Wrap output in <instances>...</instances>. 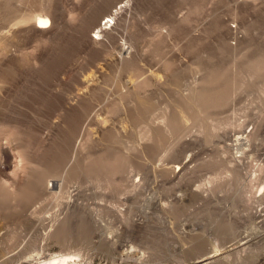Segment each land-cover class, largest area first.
<instances>
[{
  "label": "rangeland",
  "instance_id": "obj_1",
  "mask_svg": "<svg viewBox=\"0 0 264 264\" xmlns=\"http://www.w3.org/2000/svg\"><path fill=\"white\" fill-rule=\"evenodd\" d=\"M60 254L263 264L264 0H0V264Z\"/></svg>",
  "mask_w": 264,
  "mask_h": 264
},
{
  "label": "bare ground",
  "instance_id": "obj_2",
  "mask_svg": "<svg viewBox=\"0 0 264 264\" xmlns=\"http://www.w3.org/2000/svg\"><path fill=\"white\" fill-rule=\"evenodd\" d=\"M121 8H122V6L120 7V9ZM116 13H118V11ZM42 22H46V23H42ZM34 23H35V26H36V28L38 30L46 29L49 26V24H51L50 18L48 16H46V15H38V16L34 17ZM108 24H109V21H107L103 25V28L101 27V30L102 31H105L106 29L104 27H107ZM56 187H57V183H54L50 188L54 189ZM71 258H72L71 256L64 255V254H60V255H47V256L42 257L40 260H38L37 262L34 263V257L32 256V257H30L26 261V263L27 264H67L68 262H70L69 260ZM202 262L204 264H209L207 260L202 261ZM263 264H264V262H263Z\"/></svg>",
  "mask_w": 264,
  "mask_h": 264
},
{
  "label": "snow or ice",
  "instance_id": "obj_3",
  "mask_svg": "<svg viewBox=\"0 0 264 264\" xmlns=\"http://www.w3.org/2000/svg\"><path fill=\"white\" fill-rule=\"evenodd\" d=\"M42 23H46V22H42Z\"/></svg>",
  "mask_w": 264,
  "mask_h": 264
}]
</instances>
